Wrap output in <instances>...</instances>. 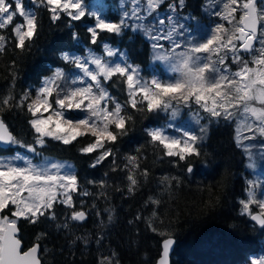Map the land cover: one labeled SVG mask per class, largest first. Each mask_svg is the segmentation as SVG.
<instances>
[{
  "label": "snow or ice",
  "instance_id": "snow-or-ice-1",
  "mask_svg": "<svg viewBox=\"0 0 264 264\" xmlns=\"http://www.w3.org/2000/svg\"><path fill=\"white\" fill-rule=\"evenodd\" d=\"M0 0V56L7 54L9 47L18 55L30 52L40 35L42 27L39 11L43 9L48 19L55 23L67 19L85 24L86 34L80 49L81 55L61 52L63 67H57L45 76L35 88H28L17 96L15 72L5 95H0V114L19 110L26 117L32 134L28 143L15 133L0 115V264H44L41 242L48 236L46 230L35 234L29 244L22 235V224L52 226L56 230L78 229L87 221L90 210L85 201L79 203L75 196H95L108 199L109 188L126 191L134 196L142 183H147L150 172L142 167L146 159L137 148V154L123 157L117 163L113 147L136 115L168 113L175 119L182 108L193 115L198 126L194 130L175 128L179 136L166 134L163 128H145L148 143L157 158H169L177 166L179 161L206 156L202 145L208 135V122L224 120L234 125L235 146L252 159L253 149L259 148L264 158V0H207L205 11L217 18L202 39L189 37L188 28L176 18L186 6V0H120L118 18L110 19L98 11L90 10L85 0ZM168 15L157 17L161 10ZM91 18V20H88ZM155 20V24L148 23ZM167 25V27H165ZM128 31L139 32L151 43L152 60L165 67L170 78L158 76L150 79L140 75V66L129 62L128 54L107 42L108 36L124 37ZM77 44L82 37L79 31L70 33ZM235 66V70H233ZM12 67L15 68V61ZM120 86L126 93L123 103L110 91L108 85ZM49 141H58L65 146L80 144L78 151L85 155L95 154V168L112 158V172H123V187L110 186L106 180H89L87 184L99 188L89 191L80 184L79 176L65 170V165L34 161L15 152L3 155L13 148L25 149L41 155ZM172 158H177L172 160ZM70 168V166H68ZM249 169L255 166L246 165ZM187 173L193 167L185 165ZM107 176L108 173H105ZM175 182V183H174ZM157 183L162 192L171 193L181 183L179 177L162 175ZM244 198L238 203L241 214L264 228V181L246 179ZM161 199L149 196L145 207L153 206L148 217L136 215L155 234L164 237L156 264H169V253L174 244L171 233L157 227ZM63 207V220L57 208ZM92 203L98 218L94 243L97 246L96 264H119L115 250L102 253L107 235L106 229L115 223V210L106 207L107 221ZM133 224L132 220L128 221ZM161 225L163 222H160ZM71 245L82 244L87 248L93 240L91 235L72 233ZM251 264H264V255Z\"/></svg>",
  "mask_w": 264,
  "mask_h": 264
},
{
  "label": "trees",
  "instance_id": "trees-1",
  "mask_svg": "<svg viewBox=\"0 0 264 264\" xmlns=\"http://www.w3.org/2000/svg\"><path fill=\"white\" fill-rule=\"evenodd\" d=\"M92 0H85L90 2ZM105 2L104 16L110 19L118 18L114 10L115 0ZM32 6V5H31ZM204 0H186L183 12L199 19L207 17L203 12ZM41 19L40 35L30 52L18 55L9 47L4 56H0V95H5L12 83V73L15 72L14 93L19 96L28 88H35L43 76L50 74L55 67H63L59 59L61 52L82 53L86 45L83 37L86 34L85 24L71 22L67 19L61 22H51L46 12L39 11ZM91 20V18H88ZM214 23V21H210ZM79 31L82 37L77 44L70 39V33ZM107 42L112 46L124 49L129 61L140 66V73L144 77L150 71L157 72L159 68L151 66L152 48L146 37L139 32L128 31L124 37L108 36ZM15 61V68L12 67ZM109 91L121 103L126 99V93L120 86L108 85ZM3 119L26 142H32V134L26 123V115L19 110L5 111ZM164 112L150 114L147 117L136 115L135 122L128 127V133L122 136L113 147L117 163L123 164V157L137 154L146 157L142 167L150 172L147 183H142L134 196L124 192L114 191L111 187L108 199H97L95 196H75L79 203L85 201L90 210L89 218L78 229L56 230L52 226L33 227L22 224V235L26 243L34 240L36 233L46 230L48 236L41 242L44 264H96L97 246L94 243L97 233L98 218L91 204H97L103 218L107 221V213L103 209L110 207L115 210V223L106 229L107 235L100 252L106 253L115 250L119 264H154L160 254L161 241L164 237L153 233L143 220L136 221V215L150 216L153 206L145 207L149 196L161 199V205L156 211L159 219L157 227L170 232L174 238L173 250L170 256L171 264H246L251 256L264 252V228L252 222L247 214H241L238 201L244 198L245 180L249 178V169L246 167V155L234 143V125L224 120L208 122V135L202 145V152L206 156L193 157L189 161H179L177 166L170 163L169 158L160 160L148 143L144 129L166 122ZM80 144L65 146L58 141H49L48 145L39 149L41 155L70 161L73 170L79 176L80 184L89 191L99 192L87 184L89 180H106L110 186L123 187V172H112V158L105 160L95 168L90 165L94 162L95 154L85 155L78 151ZM16 148H13L14 151ZM9 153L6 149L3 154ZM177 158H172L176 160ZM193 167V173L185 170V165ZM105 173H108L106 176ZM162 175L179 177L181 183L176 185L171 193L162 192V186L157 183ZM175 183V182H174ZM60 220H63V207L57 208ZM133 224L129 225L128 221ZM163 222L161 225L160 222ZM72 233L91 235L93 243L87 248L82 244L71 245Z\"/></svg>",
  "mask_w": 264,
  "mask_h": 264
},
{
  "label": "rangeland",
  "instance_id": "rangeland-1",
  "mask_svg": "<svg viewBox=\"0 0 264 264\" xmlns=\"http://www.w3.org/2000/svg\"><path fill=\"white\" fill-rule=\"evenodd\" d=\"M206 2H207V0H204L203 12L206 13V15H207V17H205L204 19L203 18L199 19L193 15H190L188 13L183 12L182 10H180V12L178 13V15L176 17L181 24H184L188 28L187 35H189L190 38L194 36L197 39H202L203 37H205L207 35L208 29L214 23L217 22V18L210 14L212 9L209 8L208 11H205ZM24 3L28 7H32L31 4L29 3V0H24ZM85 3L87 4V6L90 10L98 11L101 15L104 16L103 13L105 11L106 5H105V2L103 0H92L90 2H85ZM115 3H116V7L114 10L116 11V13L120 14V12L122 11V9L120 7V0H115L114 4ZM156 15L159 18H163L164 16L168 15L166 8L164 10L159 11ZM211 20L214 21V23H211L210 22ZM148 23L155 24V20L154 19L150 20ZM165 27H167V25H165ZM113 47L118 48L116 46H113ZM118 49H120V48H118ZM120 50L125 52L124 49H120ZM66 52H69V51H66ZM70 53L76 54V55L83 54V53H77V52H70ZM150 65L159 68V71H157V72L150 71V75L148 77H145L146 79H150L152 76H158V77L165 79V80L170 78V75L168 73H166L165 67L159 63L153 62L152 56H151ZM56 68L57 67H55L52 72H54ZM233 70H235V66H233ZM140 71H141V69H140ZM52 72L48 75H51ZM48 75H46V76H48ZM140 75H141V73H140ZM44 77L45 76H43L42 79ZM166 115H167V120L164 124H162L160 126H158V125L151 126L149 128H163L166 130V134H171V135H175V136H179V133H177L175 131V128H181L184 130H194V129L198 128V126L194 124L193 115L191 112H189L188 109L182 108L180 111V114L175 119H170V116L168 113H166ZM170 123L173 124L175 126V128L168 129L167 125ZM201 123L204 124V121L202 120ZM17 151L20 152L22 155H25V156L31 158L34 161V163H44L45 159H46L49 164H51V163L63 164V165H65V170H70V171L74 172L73 165L70 161L56 159V158H52L49 156H38L36 158V155H34L33 153H29L25 149H21V148H16L11 153H6L3 155H6V156L11 155ZM246 159H247L246 160L247 164L252 163L255 166L253 169L248 168L249 169V178L248 179L264 181V158H261V156L259 154V148L257 147L256 149H253V156H252L251 160H249V158L247 156H246ZM68 166H70V168ZM262 255H264V252H261L259 254L251 256L249 262H247L246 264H251L252 259L258 260Z\"/></svg>",
  "mask_w": 264,
  "mask_h": 264
},
{
  "label": "water",
  "instance_id": "water-1",
  "mask_svg": "<svg viewBox=\"0 0 264 264\" xmlns=\"http://www.w3.org/2000/svg\"><path fill=\"white\" fill-rule=\"evenodd\" d=\"M5 149H7V146H3ZM250 218V217H249ZM250 220H251V218H250ZM252 221V220H251ZM252 222H254V221H252ZM255 224H257L256 222H254ZM258 225V224H257ZM171 239H173V241H174V238H172V237H170ZM163 241V240H162ZM162 241H161V249H162ZM174 245V244H173ZM161 249H160V253H161ZM172 250H173V246H172V248H171V250H170V253H169V264H171V259H170V256H171V253H172ZM159 256H160V254H159ZM159 256L157 257V259L155 260V262H154V264H156V262H157V260L159 259Z\"/></svg>",
  "mask_w": 264,
  "mask_h": 264
}]
</instances>
